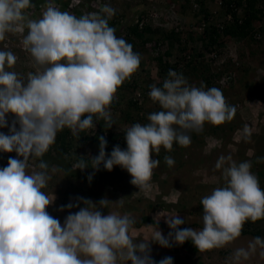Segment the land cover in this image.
Here are the masks:
<instances>
[{
  "label": "clouds",
  "instance_id": "1",
  "mask_svg": "<svg viewBox=\"0 0 264 264\" xmlns=\"http://www.w3.org/2000/svg\"><path fill=\"white\" fill-rule=\"evenodd\" d=\"M204 1L213 3L216 12L225 0L220 6L213 0ZM199 4L192 7L198 10ZM33 7L32 0H0V41L17 33L37 68L26 77L9 71L18 57L10 50H0V128L8 126L10 133L0 132V151H15L23 157H10L7 166L0 168V264H154L149 241L169 247L171 238L177 244L191 240L200 251L222 248L241 235L245 222L264 218V189L251 171L252 162L237 163L230 155L221 156L215 165L222 169L224 184L201 198L203 228L199 231L180 229L185 221L172 216L165 221L172 230L167 237L155 226L149 239L136 241L129 235L136 223L134 217L116 212L103 215L99 210L112 203L122 207L121 198L93 203L79 197L83 207L67 215L63 225L51 216L47 208L55 197L42 189L51 179L50 173L63 169L50 167L43 156L66 127L78 135L96 126L94 115L108 128L113 125L110 106L115 93L138 70L140 55L109 26L116 9L108 4L100 12L77 17L47 0L39 19L27 14ZM149 88V97L162 110L150 113L148 123L137 122L126 129V149L116 145L106 155L107 141L99 137V153L90 158L91 166L81 159L74 170L98 169L102 163L111 171L119 165L130 174L131 184L148 188L160 163L152 158L153 152L159 154L161 146L170 152L174 143L187 146L191 143L189 133L202 130L205 122L219 125L230 121L236 112L220 89H206L203 82L197 87L172 69L162 86L151 84ZM8 113L15 115L11 126L6 120ZM250 137L245 126L242 138ZM30 158H39L31 173L27 171ZM256 160L264 162V157ZM164 161L170 167L175 163L171 156H165ZM76 206L69 203L58 210ZM257 247L264 249V238L255 237L247 248H237L229 257L231 264L248 260ZM260 256L264 257V251ZM159 264H172V257Z\"/></svg>",
  "mask_w": 264,
  "mask_h": 264
},
{
  "label": "rangeland",
  "instance_id": "2",
  "mask_svg": "<svg viewBox=\"0 0 264 264\" xmlns=\"http://www.w3.org/2000/svg\"><path fill=\"white\" fill-rule=\"evenodd\" d=\"M173 1L174 0H109V5L116 9L115 14L121 13L126 15V17L121 18V22L119 23L122 28L129 23L134 13L137 15H143L145 13V16L149 15L151 17L150 23L153 26L159 27L164 25L163 28H167V26L175 25V29L178 31L182 24L184 25V23L188 22L190 19V22L194 23L195 19L193 21V18H191L192 16L187 15V10L179 6L180 2L186 3V0ZM188 1L193 2V0ZM56 6L63 11L61 7L58 5ZM71 8L72 7L69 6L64 11L70 12ZM163 30L165 29H161V31ZM10 35L12 36V33L7 34L4 41H0V48L12 51L18 59L14 67L7 70L18 72L25 77L27 73L37 71L30 53L21 45L22 41L17 39V35L13 37ZM220 51L221 55L218 56L216 53V55L212 53L210 57L214 59V61H212L213 64L216 63V65H219L223 74L217 77L216 72L213 71L212 73L215 74L211 76V78L213 81L217 79L221 84H228V79L222 80L225 78L226 74H232V86L226 90L225 99L227 103H230L231 99H235V103L232 106L236 109L233 119L225 121L218 126L219 129L217 133L224 134V137H220L221 139H219L211 133L201 135L200 131H198L196 136L189 134L191 136V143L185 146L183 150L167 152V154L163 152L159 155L153 152L152 158L159 160L160 163L159 166L153 170L148 188H138L131 184V176L128 172L121 181V186L125 193L123 195L126 199L128 198L132 201V204L134 203L136 205V210L133 212H123L120 208L126 209V202L123 203L122 207L117 206L116 203H112L110 208H107V212H104L103 215H107L108 212H116L121 215L128 214L134 217L136 221H139L143 215H148L152 217L155 222L166 225L167 228L166 219L172 216H178L185 221V223L181 224L185 228H193L199 231L203 228L201 198L210 194L214 188L224 184L222 169H216L215 167L218 159L221 156L226 157L230 155L233 160L239 163L250 160L254 155L257 157L264 156L263 141L258 140L261 137V132L264 131V94H257L259 89L264 88V50H261V44L259 45L254 42H249L248 40H241L238 43L233 42L229 44L228 50ZM253 51L256 53L257 58L251 53ZM258 61H261V63H258ZM257 63L259 66L255 67ZM140 65L141 66L138 68L140 71H137L141 79L139 84L143 87H139V89L130 88L124 91V95L128 97V99L122 103L123 108L126 107L129 98H134L133 100L136 101L138 105L142 106V109L148 110L149 105L146 102V98L149 97V95L147 89H145V86L147 87L145 78L152 80L157 78L155 59H152L149 55L147 56V54L142 55ZM244 67L246 70L243 69ZM215 68L216 66H214V69ZM117 99L118 97L115 95V100ZM129 110L136 116L142 114L132 108H129ZM110 111L114 121L112 127H115L114 130L124 136L126 129L131 126L130 123H116L117 119H115V113L111 107ZM6 120L8 125L11 126L15 119L6 114ZM213 125L214 124H211L210 128H213ZM230 125H233V130H230ZM15 126L17 130H19V124L17 123ZM245 126H247L251 132L249 140H244L242 138V131ZM0 132L9 135V127L0 128ZM254 135L255 137H253ZM80 152H88V149ZM165 156H171L174 161L176 160L173 166L164 168ZM28 164L29 168L27 171L31 173L36 167V164L31 162ZM251 171L257 175L260 186L264 189L263 176H258L257 171ZM50 175L51 179L45 187V193L48 194L50 198L53 195L56 198L54 189L58 182L64 180L63 178L65 176L62 172H56L55 174L50 173ZM96 186L100 190L101 186ZM102 192L103 196L101 199L104 198L110 201L118 200V198H109V196H106V193H109L108 191L102 190ZM177 202V208L179 210L176 208L177 205H174ZM52 204L55 206V202ZM151 205H154V207ZM50 206H48V208H50ZM155 226L161 231L162 235L165 237L168 236L170 231L167 230V228H161L159 225L148 223L140 227L133 225L129 230V235L136 241L147 240L151 237ZM243 228H245L248 233L240 235L222 248L188 252L179 244L175 243L174 240L169 238V244L171 245L169 247H163L156 242L149 241V254L154 264H159V261L165 257H172V264H231L229 260L230 255L237 248H247L249 242L256 237L250 231H257L259 237L264 238V218L256 220L255 222L249 220L244 223ZM261 251H264V249L257 247L256 253L248 260H242L240 264H264V257L260 256ZM118 264H125V262L118 261ZM127 264H131V261H128Z\"/></svg>",
  "mask_w": 264,
  "mask_h": 264
},
{
  "label": "trees",
  "instance_id": "3",
  "mask_svg": "<svg viewBox=\"0 0 264 264\" xmlns=\"http://www.w3.org/2000/svg\"><path fill=\"white\" fill-rule=\"evenodd\" d=\"M54 1L56 3L55 5L61 7L63 11L69 6L72 7L70 12L75 14L77 17L87 14V11L88 13L100 12V9L105 4H110L109 0ZM176 1L177 0H174L173 2ZM32 3L34 7L26 10L27 14L31 19H39L42 15L41 7H45L47 0H32ZM198 3H200V9L196 10L192 7V5ZM231 3H234L238 10L232 11L231 20H226L223 18V15L231 10ZM193 4L188 0H186V3L180 2L179 6L181 8H185L188 13L187 15H191V18H193V21L195 19V22L192 23L190 22L191 19L188 20V22L180 26L178 31H176L175 25L167 26V28H163L164 25L159 27L153 26L150 23L151 17L149 15L145 16V13L143 15H137L134 13L132 15V19L123 28L120 27L119 23L121 22V18L126 17L125 14L117 13L109 20V26L116 29V36L122 37L132 45L133 51L139 53L140 61L142 55L146 54L147 56L149 55V57H152V59H155L157 78L154 80L145 78L146 81L144 80L147 85V87L145 86V89H147L148 93L150 91V89H148L149 85L156 84L158 87L162 86L169 69H172L182 73L190 84L199 87L201 82H203L206 88L216 87L220 89L225 97L227 93L226 90L232 86L231 81L233 76H231V73L227 74L229 75V79L227 80L228 84H221L217 81V79L214 81L212 80L211 76L215 74L212 73L213 71L216 72L217 77H220L223 74L219 65H216V63L213 64L212 61H214V59L210 57L212 56V53L219 56L221 55L220 50H228L229 44L233 42L238 43L241 40H248L249 42H254L259 45L261 44V50H264V0H225L224 7L216 8L218 15L213 13L215 8L211 2L208 3L204 0H195ZM133 18H135V20ZM161 29L165 30L161 31ZM25 30L27 31V29ZM14 35L16 36L17 33L10 36L13 37ZM0 50L4 49L0 48ZM251 53L257 58L254 51ZM258 63H261V61H258ZM258 63L255 67L259 66ZM214 66H216V70L214 69ZM243 69L246 70L245 67ZM140 80L141 79L137 71L118 87L117 92L115 93L118 99L115 100L114 98L116 102L113 100L110 106L115 113V119H117L116 123L127 122L132 125L139 122L141 124H146L149 122L147 120V116L150 113L162 110L160 105L157 102H153L150 97L146 98V102L149 105L148 110L142 109V106L138 105L137 102L133 100L134 98H129L126 107H122V103L128 99V97L124 95V91H127L130 88L139 89V87H143L139 84L141 82ZM258 93L264 94V88L259 89L257 94ZM234 103L235 99H231L228 104L234 105ZM129 108H132L142 114L136 116L129 110ZM8 115L15 119L14 114L8 113ZM93 122L94 125H96L95 127L80 131L78 135H73L72 131L67 127L58 132L55 143L49 148V151L42 158L48 162L50 167L59 166L62 168L63 171L59 172H62L64 176L66 175L63 178L64 180L58 182L56 188L54 189L56 194L54 201L55 206L51 204L50 208H47L48 213L57 218L61 222V225H63L64 219L67 215L75 213L79 211L80 207H83V204L79 203L77 198L82 197L89 199L94 203H98L103 196L102 190L109 192L106 193V196H109V198H121L123 199V203L126 202L127 208H120L123 212H133L136 210V205L133 203V206L132 201L128 198L126 199L123 195L125 193L121 186V181L127 171L119 165H115L111 171L106 170L102 163L99 165L98 169L86 167L83 170H74V165L81 159L87 161L89 166H91L90 158H94L98 155L99 137L101 136H103L107 141L105 148L106 155H109L113 147L116 145H119L121 149H126L127 147L123 134L117 133L114 130L115 127L111 126L108 128L105 121L103 119L97 120L95 115L93 116ZM211 124L212 123L205 122L202 130H200V134L203 135L211 133L216 138H223L224 134L217 133L219 125L214 124L213 128H210ZM229 128L230 130H233V125H230ZM189 134L196 136L197 131H193ZM260 136L261 137L258 140H262L264 144V131L261 132ZM253 137H255V135ZM184 148L185 146H180L179 144L174 143L173 149L170 152H177L179 150H183ZM86 149H88V152H80ZM163 152L167 154L169 151L161 146L159 154ZM10 157L23 159V157L17 156L15 151H0V168L7 166V162ZM256 158L257 156L255 155L250 158V161L252 162L251 170L257 171L258 176H263L262 178H264V162H257ZM30 162L37 165L39 163V158H30L28 163ZM167 166L168 165L165 163L164 168ZM90 175L91 179H89ZM96 185L101 186L100 190ZM42 191L46 192L45 188H43ZM69 203L76 204L77 206L70 209L65 208L64 210H58L61 206ZM177 204L178 202L174 205ZM110 206L111 204L108 206V209ZM151 206L154 207V205ZM177 207L178 205L176 208ZM99 210L102 214L107 212V208H101ZM177 210L179 209L177 208ZM145 223L159 225L161 228H167L166 225L155 222V220L148 215H143L134 225L139 227ZM178 227L180 229L185 228L183 225H179ZM167 230L172 231L169 227ZM250 232L256 237H259V233L257 231ZM246 233H248L247 230L243 228L241 235ZM179 245L188 252L199 251L191 240H186L183 244Z\"/></svg>",
  "mask_w": 264,
  "mask_h": 264
},
{
  "label": "built area",
  "instance_id": "4",
  "mask_svg": "<svg viewBox=\"0 0 264 264\" xmlns=\"http://www.w3.org/2000/svg\"><path fill=\"white\" fill-rule=\"evenodd\" d=\"M218 6H220L221 4H222V2H223V0H213ZM195 6H196V4H195ZM45 7H46V5H45ZM44 6H42L41 8V10H42V12H43V10H44V8H45ZM230 7H231V10L230 11H228V12H226V14L225 15H223V18H225L226 20H231L232 19V11L233 10H238V8H237V6L234 4V3H231L230 4ZM213 13H216L215 11H213ZM226 79H229V75H227L226 74V76H225V78L222 80V81H224V80H226Z\"/></svg>",
  "mask_w": 264,
  "mask_h": 264
}]
</instances>
